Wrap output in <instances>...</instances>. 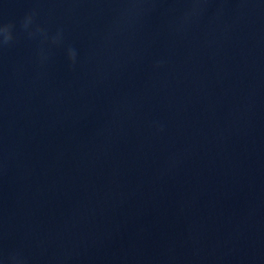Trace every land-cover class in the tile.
<instances>
[{
	"label": "water",
	"instance_id": "obj_1",
	"mask_svg": "<svg viewBox=\"0 0 264 264\" xmlns=\"http://www.w3.org/2000/svg\"><path fill=\"white\" fill-rule=\"evenodd\" d=\"M9 22L0 264H264V0H0Z\"/></svg>",
	"mask_w": 264,
	"mask_h": 264
},
{
	"label": "clouds",
	"instance_id": "obj_2",
	"mask_svg": "<svg viewBox=\"0 0 264 264\" xmlns=\"http://www.w3.org/2000/svg\"><path fill=\"white\" fill-rule=\"evenodd\" d=\"M32 15L30 14L24 20V27L27 28L31 23ZM13 24L11 22L0 25V36H2V42L7 44L13 39ZM69 58L75 60V52L69 49Z\"/></svg>",
	"mask_w": 264,
	"mask_h": 264
}]
</instances>
